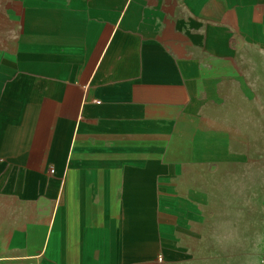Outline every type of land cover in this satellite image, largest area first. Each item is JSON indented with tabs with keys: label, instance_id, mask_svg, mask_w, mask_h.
I'll return each instance as SVG.
<instances>
[{
	"label": "crops",
	"instance_id": "1",
	"mask_svg": "<svg viewBox=\"0 0 264 264\" xmlns=\"http://www.w3.org/2000/svg\"><path fill=\"white\" fill-rule=\"evenodd\" d=\"M237 177L264 219V0H0V264H235Z\"/></svg>",
	"mask_w": 264,
	"mask_h": 264
},
{
	"label": "clouds",
	"instance_id": "2",
	"mask_svg": "<svg viewBox=\"0 0 264 264\" xmlns=\"http://www.w3.org/2000/svg\"><path fill=\"white\" fill-rule=\"evenodd\" d=\"M228 186L232 196L225 198L221 210L211 219L207 238L218 252L235 254V264H264V219H248L246 210L253 206V200L245 195L248 184L237 177Z\"/></svg>",
	"mask_w": 264,
	"mask_h": 264
},
{
	"label": "built area",
	"instance_id": "3",
	"mask_svg": "<svg viewBox=\"0 0 264 264\" xmlns=\"http://www.w3.org/2000/svg\"><path fill=\"white\" fill-rule=\"evenodd\" d=\"M51 173H54V170L53 169H51V171H50Z\"/></svg>",
	"mask_w": 264,
	"mask_h": 264
}]
</instances>
